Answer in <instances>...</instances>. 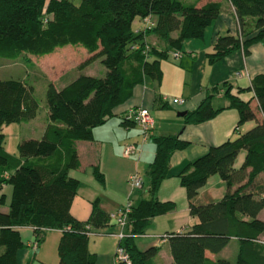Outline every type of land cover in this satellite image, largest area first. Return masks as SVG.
Here are the masks:
<instances>
[{
  "label": "trees",
  "instance_id": "obj_1",
  "mask_svg": "<svg viewBox=\"0 0 264 264\" xmlns=\"http://www.w3.org/2000/svg\"><path fill=\"white\" fill-rule=\"evenodd\" d=\"M223 1L233 7L239 33L217 36L214 52L208 54L211 61L234 47L248 53L253 43L264 38V0H80L78 4L72 0H0V58L44 57L73 46L87 53L77 68L97 59L105 67L103 77L79 74L61 88L49 82V123L41 138L20 141L17 154L5 149L2 128L29 122L37 114L38 102L34 87L24 80L0 78V208L5 205L3 187L11 186L8 210H0V264H17V253L23 248L18 228L25 226L37 235L44 229L61 231L59 264H94L88 235L92 228L104 225L108 215L97 201L85 222L70 213L80 185L70 174L80 166L75 141L93 140V129L112 116L145 77L161 80L160 63L168 57L169 49L152 46L146 41L148 35H156L179 52L185 39L203 38L205 28L220 14ZM137 17L150 18L153 26L134 30ZM250 90L256 109L249 100L230 94V89L225 91L228 107L238 112L237 137L209 147L178 173L189 214L199 221L188 232L167 234L174 264H264V240L260 239L264 221L259 217L264 209V74L253 79ZM212 98L208 93L194 110L186 112L185 121L204 122L224 109L214 108ZM247 122H253L252 127L239 131ZM153 140L156 150L148 168L150 196L132 205L128 215L131 234L119 242L133 264H153L160 250L157 246L140 250L135 237L145 233L153 217L174 207L173 202L160 201L157 193L167 177L172 153L189 143L174 134L154 136ZM241 151L244 157L236 166ZM94 175L103 179L97 166ZM212 175L225 182L226 192L217 201L201 203L198 190ZM233 238L238 242L235 262L207 256L206 252L220 253Z\"/></svg>",
  "mask_w": 264,
  "mask_h": 264
},
{
  "label": "crops",
  "instance_id": "obj_2",
  "mask_svg": "<svg viewBox=\"0 0 264 264\" xmlns=\"http://www.w3.org/2000/svg\"><path fill=\"white\" fill-rule=\"evenodd\" d=\"M141 21L144 22L142 19ZM141 26L138 25L137 29L143 27ZM238 33L239 25L234 9L227 1H223L220 14L205 28L203 38L185 39L182 42L179 58L172 56L174 49L168 47L162 39L154 34L148 35L146 41L158 50L169 49L168 57L160 63L161 80L157 82L145 77L143 82L134 86L129 99L117 106L113 115L103 124L93 129V140L75 141L80 166L70 174L80 181V185L73 197L70 213L77 220L85 222L91 214L93 202L97 201L99 208L108 215V221L100 227L92 228L88 235V250L95 255L94 264H117L114 261V252L120 242L118 234L129 236L131 225L127 221L123 226H118L109 215L129 200L134 205L140 199L149 198V177L144 176L146 181L140 177L142 186L139 188H131L128 178L134 171L148 170L156 150L153 137L167 134L178 135L189 142L185 149L172 153L167 177L161 182L157 193L160 201L173 202L174 207L164 214L153 217L145 233L135 237V244L140 250L151 246L160 248L153 259V264H174L167 234L188 232L199 221L197 217L189 214L186 191L180 185L178 173L189 161L204 154L209 147L237 137L235 127L238 112L235 108L228 107L229 100L225 95L227 89H230V94L245 101L249 100L253 108L256 109L257 106L250 87L256 76L264 74V38L253 43L248 48V53H245L241 47H234L218 59L211 61L208 57V54L214 52L217 36L225 34L236 36ZM173 36H176V32ZM34 59V57H31V60L19 58L6 67H2L0 63V72L6 78L22 79L32 86L24 76L23 69L33 64ZM55 66L56 63L51 64L50 68ZM236 72H241L242 75L237 77ZM65 84L62 83L61 87ZM208 93L213 94L214 108L224 109L210 120L187 123L185 115L178 113L194 110ZM180 99L184 100L183 103H179ZM139 106L147 108L154 118L153 134L147 138L143 137L133 122L124 120L130 108ZM35 119L37 116L26 123L25 127H32L31 131L26 132L25 137H19L18 143L24 139L42 137L49 123L48 111L47 116L42 123H38V126L35 125L37 123H33ZM127 143H135L139 146L140 152L137 156L122 157L123 147ZM17 146L18 144L16 147H5V149L9 153L17 154ZM238 158L235 162L236 166L243 160L242 158L237 164ZM95 166L102 172V180L95 177ZM225 192V182L218 175H212L198 190L197 201L201 203L217 201ZM0 210L6 212L8 209L1 207ZM259 217L264 221V209ZM18 230L23 248L17 253V264H57V262L59 264L57 246L61 236L60 230L44 229L39 235L29 226L19 227ZM260 239L263 241L264 235ZM34 242L36 247L32 246ZM30 250L34 254L31 261ZM237 253L238 242L235 238L231 239L218 254L206 252L213 260L225 258L231 262H235Z\"/></svg>",
  "mask_w": 264,
  "mask_h": 264
},
{
  "label": "rangeland",
  "instance_id": "obj_3",
  "mask_svg": "<svg viewBox=\"0 0 264 264\" xmlns=\"http://www.w3.org/2000/svg\"><path fill=\"white\" fill-rule=\"evenodd\" d=\"M74 3L78 4L80 0H72ZM150 19V18H149ZM145 22L141 21L140 18H136L132 24L133 29H137L138 25L144 26ZM141 26V27H142ZM180 52V50H179ZM181 53V52H180ZM52 54V55H51ZM46 55L45 57H34L33 64H29L27 68L23 69V74L27 78V81L34 87V97L38 102L37 119L33 123L38 126V123H42L44 118L47 116V102H46V90L49 82H52L57 87H61L62 83H69L71 80L76 78L79 74L93 75L96 77H103L105 74V67L101 63L100 59H97L83 69L77 68L78 64L87 57V53L83 48L66 46L62 49L56 50L55 52ZM25 59L31 60V57H26ZM57 60V61H56ZM2 67L10 66L13 64V60L10 59H0ZM56 63V66L50 68L51 64ZM0 78H6V76L0 72ZM252 122H247L241 126V131H246L251 128ZM26 123H12L9 125H4L2 132L4 134V146L7 148L16 147L19 141V137H25L26 132L31 131L32 127H25ZM243 151L239 153V160L237 164L243 158ZM122 157L123 150H122ZM126 158V157H124ZM138 171V170H137ZM134 171L133 173L137 172ZM138 171V175L145 180L144 176L149 177L148 170ZM140 172V173H139ZM132 173V174H133ZM3 193L5 194V205L3 208L8 209V205L11 200V186L9 184L3 187ZM30 252V261L33 257V251ZM37 264V263H35ZM55 264V263H54ZM58 264V262H57Z\"/></svg>",
  "mask_w": 264,
  "mask_h": 264
},
{
  "label": "built area",
  "instance_id": "obj_4",
  "mask_svg": "<svg viewBox=\"0 0 264 264\" xmlns=\"http://www.w3.org/2000/svg\"><path fill=\"white\" fill-rule=\"evenodd\" d=\"M146 23L141 30H145V28L148 26H153L150 22V19L144 20ZM133 48H137V46H134ZM172 56L174 58H179L181 56L180 52H173ZM241 72H236V76H241ZM183 99L179 100V103H183ZM124 119L126 121L133 122L141 131L144 138H147L153 134L154 130V118L150 111L147 108L144 107H135L130 108L128 112L126 113ZM140 152V148L135 143H127L123 147V156L126 158H131L133 156H137ZM128 183L131 188H139L142 186V180L137 172L131 174L128 178ZM132 208V202L129 200L126 202L124 206L119 208L117 211L110 213V218L115 220V223L118 226H123L128 221V215ZM91 232V231H90ZM90 234V233H89ZM119 241H121L124 236L122 233L118 234ZM33 247H36V242L32 243ZM114 261L117 264H133L130 254L127 252V250L124 248L122 244H118L115 252H114Z\"/></svg>",
  "mask_w": 264,
  "mask_h": 264
},
{
  "label": "water",
  "instance_id": "obj_5",
  "mask_svg": "<svg viewBox=\"0 0 264 264\" xmlns=\"http://www.w3.org/2000/svg\"><path fill=\"white\" fill-rule=\"evenodd\" d=\"M178 114H179V115H185L186 112H179Z\"/></svg>",
  "mask_w": 264,
  "mask_h": 264
}]
</instances>
